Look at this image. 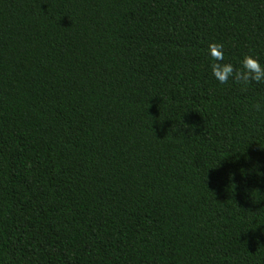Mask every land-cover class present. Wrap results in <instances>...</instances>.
I'll return each mask as SVG.
<instances>
[{"label":"trees","instance_id":"trees-1","mask_svg":"<svg viewBox=\"0 0 264 264\" xmlns=\"http://www.w3.org/2000/svg\"><path fill=\"white\" fill-rule=\"evenodd\" d=\"M216 51L264 65V0H0V264H264V83Z\"/></svg>","mask_w":264,"mask_h":264},{"label":"clouds","instance_id":"clouds-1","mask_svg":"<svg viewBox=\"0 0 264 264\" xmlns=\"http://www.w3.org/2000/svg\"><path fill=\"white\" fill-rule=\"evenodd\" d=\"M214 49L219 48V45L211 46ZM223 54L216 51L210 55V69L213 76L218 79L221 84L227 83L229 79L242 84L250 82L264 83V65L250 55H245L239 62V66L231 63H221ZM259 110V105H257Z\"/></svg>","mask_w":264,"mask_h":264}]
</instances>
